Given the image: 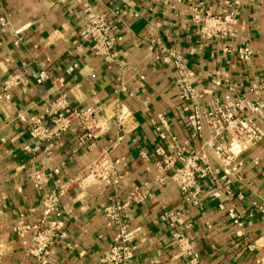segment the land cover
<instances>
[{
	"label": "crops",
	"instance_id": "crops-1",
	"mask_svg": "<svg viewBox=\"0 0 264 264\" xmlns=\"http://www.w3.org/2000/svg\"><path fill=\"white\" fill-rule=\"evenodd\" d=\"M195 1L213 11L226 3ZM193 3L0 0V15L10 21L0 29V264H38L28 252L30 227L44 217V192L60 189V230L66 235L53 243L47 264H116L104 259L119 231L105 212L115 201L126 204L129 264H183L173 236L179 229L198 253L197 264H264L258 207L264 204V136L244 148L226 136L241 165L223 179L214 147L205 145L220 139L207 117L203 136L190 127L191 105L180 97L176 67L157 58L163 45L191 67L204 105L228 93L264 98V89L252 91L253 84L264 85V0H240L233 34L225 38L201 36L193 16L203 10L195 11ZM88 5L109 15L124 65L104 61L82 37ZM243 45L251 48L246 61L239 57ZM60 99L92 111L98 124L75 118L59 135H32L38 117H44L43 129L53 128L48 111ZM90 128L96 137L81 142ZM176 145L186 154H204L217 170L197 181V202L156 164L159 148L174 153ZM36 171L49 175L42 189L32 179ZM133 193L139 200H132ZM170 209L179 213L175 227L162 217ZM231 209L242 226L229 216ZM24 226L25 232L19 230Z\"/></svg>",
	"mask_w": 264,
	"mask_h": 264
},
{
	"label": "built area",
	"instance_id": "built-area-1",
	"mask_svg": "<svg viewBox=\"0 0 264 264\" xmlns=\"http://www.w3.org/2000/svg\"><path fill=\"white\" fill-rule=\"evenodd\" d=\"M193 1V9L201 15L195 14L193 20L199 23L198 32L205 37H227L233 34L234 21L236 14V6L240 0H226L225 6L220 11H213L212 7H205L204 1L196 3ZM85 25L81 32L82 37L88 39L92 43L93 51L101 56L108 63L120 62L124 65V61L120 59V49L118 46V38L115 36L113 23L106 12L95 11L91 6L84 9ZM10 23L6 15H0V29L3 30ZM251 55V48L243 45L239 49V57L246 61ZM158 59L165 62H173L176 67L175 83L180 89V97L189 102L191 110L187 116V123L190 127L203 136L204 119L207 117L214 137L220 139L217 143L205 140V145L214 147V153L219 160V169L224 173L222 178H227L230 173H234L241 165L236 162L235 153L231 148V141L226 136H231L232 140L241 147H249L258 142L263 136L264 131V98L250 99L245 96L233 98L231 93L225 94L223 99L214 98L210 101L202 103L204 96L199 89L193 84L194 71L186 65L170 48L161 46L157 55ZM45 73H41L40 79H44ZM218 85L220 82L215 81ZM264 89L263 84H253L252 91H260ZM231 91L233 89H230ZM124 111V116H128ZM51 122L54 124L51 130L42 128L43 116L34 120V128L32 135H50L51 133L60 134L68 128L71 121L80 118L89 126L98 124V118L92 111H80L73 109L66 99L56 101L48 111ZM123 112L118 117L120 123L125 126L126 122ZM165 123V121L163 120ZM43 130H42V129ZM44 133V134H43ZM92 128L86 130L80 137V141L88 143L95 138ZM92 145V144H91ZM186 148L176 145L174 153H169L163 148L158 149L161 159L157 161V166L166 174V179L173 182L179 191L188 200L197 202L198 188H195L197 181L205 178L209 173L217 170L212 169L211 165L204 154L197 151L185 153ZM49 175L44 171H36L32 175L34 184L42 189L48 181ZM61 194L60 190L46 191L42 199L43 219L39 225L31 228L32 237L28 252L32 254L38 264H47L52 245L57 238L65 237L66 233L60 228L64 227L62 216L58 207V201ZM134 194V193H133ZM216 194V193H214ZM141 196L133 195L132 200L137 201ZM126 204L121 201H115L111 205L105 207L108 218L119 224V231L114 237L113 244L105 255V260L116 264H129L132 258V250L128 245L130 234L127 231L125 223L124 208ZM264 216V204L258 206ZM178 212L173 209L163 213V218H169L170 226L175 227L178 220ZM229 216L238 226L243 225V221L232 209ZM51 217V218H50ZM43 226V227H42ZM29 228V229H30ZM28 227L19 228L25 232ZM177 247L184 256L183 264H197L199 255L194 251L192 243L183 230H175L173 233Z\"/></svg>",
	"mask_w": 264,
	"mask_h": 264
}]
</instances>
